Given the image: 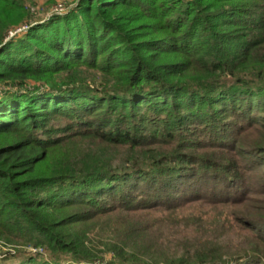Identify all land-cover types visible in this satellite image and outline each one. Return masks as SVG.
Segmentation results:
<instances>
[{
    "label": "trees",
    "instance_id": "trees-1",
    "mask_svg": "<svg viewBox=\"0 0 264 264\" xmlns=\"http://www.w3.org/2000/svg\"><path fill=\"white\" fill-rule=\"evenodd\" d=\"M36 1L0 0V264H264L149 226L264 195V0Z\"/></svg>",
    "mask_w": 264,
    "mask_h": 264
},
{
    "label": "rangeland",
    "instance_id": "rangeland-1",
    "mask_svg": "<svg viewBox=\"0 0 264 264\" xmlns=\"http://www.w3.org/2000/svg\"><path fill=\"white\" fill-rule=\"evenodd\" d=\"M59 4H62L65 10L61 14L53 13ZM76 6L77 2L75 0H37L35 10L38 15L35 16L34 20L46 21L48 17L64 15ZM0 89L2 88L0 87ZM255 172H257L256 176H260L264 172V168ZM257 192L238 202L223 203V201L217 202L206 198L205 201L169 212L168 215L152 214L149 216V226H152L154 234H157L159 229L167 231L163 240L168 243L171 250L178 244L196 243L194 241L197 240L196 244L199 246L204 247L206 245L207 249L213 250L214 256L233 260L239 256V252H249L251 250L250 246L255 244L252 241L255 239L246 229L254 232L258 239L264 237V195H258ZM249 215L263 219L262 222H259L263 225L257 224V226H260L261 232L256 231L251 225L248 226L240 220L241 217L246 218ZM184 235L188 237L186 238ZM150 238L153 242L158 240L155 235H151ZM258 246L264 253V244L261 243ZM12 248L7 243L0 241V250L4 253ZM42 251H40L41 254L47 257L48 254Z\"/></svg>",
    "mask_w": 264,
    "mask_h": 264
},
{
    "label": "built area",
    "instance_id": "built-area-1",
    "mask_svg": "<svg viewBox=\"0 0 264 264\" xmlns=\"http://www.w3.org/2000/svg\"><path fill=\"white\" fill-rule=\"evenodd\" d=\"M64 10H65V8H63V5L59 4L54 9L53 13H56V14L60 13L61 14ZM28 29H29V26H23V27L17 28L15 31L10 33V38L15 37L16 35H19V34H21L23 32H26Z\"/></svg>",
    "mask_w": 264,
    "mask_h": 264
}]
</instances>
